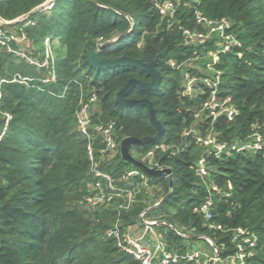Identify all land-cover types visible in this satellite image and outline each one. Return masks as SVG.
<instances>
[{
    "label": "trees",
    "instance_id": "1",
    "mask_svg": "<svg viewBox=\"0 0 264 264\" xmlns=\"http://www.w3.org/2000/svg\"><path fill=\"white\" fill-rule=\"evenodd\" d=\"M45 1L0 0V18L15 20ZM164 1L56 0L52 10L35 11L9 27H22L31 45H40L39 52L47 35L57 38L58 44L54 51L56 80L46 84L39 81L47 75L45 69L27 65L0 49V264H139L105 233L117 221L121 229L139 225V214L167 194L169 179L147 176L148 186H140L126 210L119 209L122 199L85 209L80 202L88 194L92 177L85 140L74 122L80 93L84 97L95 93L99 111L92 120L114 122L118 146L126 137L155 136L144 107H121L113 100L129 79L149 82V77L132 67L96 70L86 63V52L93 44L123 33L101 49L99 58L126 56L155 62L161 75L156 89H133L127 95L148 99L164 127L159 139L133 146L130 153L164 146L165 151H155L154 160L171 172V194L144 218L210 237L217 245L227 244V236L209 232L194 212L207 195L193 171L202 149L182 134L193 127V114L204 97L191 100L183 96L180 74L169 62L179 64L192 55L193 47L184 43L180 27H196L195 8L210 19L229 20L242 45L241 57L235 52L224 54L217 68L221 70V90L231 96L238 116L233 122L220 118L214 130L220 142L242 141L253 132H259L264 141V0H169L177 4L174 22L158 13L157 7ZM28 21L35 25L25 26ZM15 73L32 81L28 85L12 83ZM206 127L205 123L196 128L203 133ZM100 147L97 143L96 150ZM177 149L181 151L172 153ZM96 156L99 158L98 151ZM207 164L210 178L224 192L213 198L215 220L253 231L258 237L254 264H264V146L255 154L209 157ZM99 165L118 186L130 187L119 179L133 167L121 160L119 150ZM158 229L169 249L186 250V240L165 226Z\"/></svg>",
    "mask_w": 264,
    "mask_h": 264
},
{
    "label": "built area",
    "instance_id": "2",
    "mask_svg": "<svg viewBox=\"0 0 264 264\" xmlns=\"http://www.w3.org/2000/svg\"><path fill=\"white\" fill-rule=\"evenodd\" d=\"M56 0H46L39 7V11H50L55 7ZM177 4L172 1H164L158 5L157 10L161 17L173 20ZM193 20L195 28L180 27L184 43L193 47L191 58L197 62L192 64L188 59L179 64L170 61L169 66L180 74L182 95L195 99L203 95L204 99L197 111L194 112V125L183 131V136L191 137L194 143L202 149L201 155L193 164V171L205 188L207 195L194 208L203 226L209 232L220 233L227 236L228 242L217 245L213 239L204 235H194L192 232L178 230L162 220L144 218L147 211L139 214L140 224L121 229L118 221L113 228L105 233L106 238H113L117 248L124 254L136 260L139 264H254L257 254L258 237L250 229L242 226L228 227L215 220L214 197L224 192L217 183L210 178V170L207 158L221 159L233 154H255L264 146L263 137L259 132H253L246 139L233 143L220 142L217 132L214 130L215 123L220 118L226 122H233L238 116L231 96L221 90V70L217 68L220 57L224 54L235 52L241 57L239 49L242 47L237 35L231 30V23L227 19L213 20L206 17L202 12L194 9ZM5 21V20H4ZM174 22V20H173ZM172 22V23H173ZM35 21L26 22L25 26H34ZM54 41L57 38L45 36L41 42V57L38 61L35 50L29 45V40L23 28H3L0 26V49L12 54L24 61L27 65L37 69H45L47 75L39 79L42 83H54L56 80ZM32 78L23 77L15 73L10 82L27 83ZM98 98L95 93L83 97L80 93L77 107L74 111V122L80 137L85 140V150L89 161V172L92 177L88 194L80 204L87 210H94L101 206H107L116 199H122L119 209L126 210L134 202L140 191V186L147 187V175L136 168L126 170L120 177L124 186H118L110 173L99 168L100 161L113 157L119 150L114 134V122H93L92 116L97 113ZM8 120L10 116L4 114ZM207 124L201 133L196 127ZM100 144L96 150V144ZM165 151L166 147L157 146L146 152H135L133 157L149 168L157 170L169 169L158 165L154 158L156 150ZM99 152V158L96 153ZM177 149L172 153H178ZM170 170V169H169ZM171 180L170 175H165ZM140 180V182H134ZM229 189L230 186L228 185ZM168 227L177 236L186 240V250L179 252L168 248L164 234L158 228ZM190 239H193L192 241ZM203 241L204 245L199 244ZM195 245V246H194Z\"/></svg>",
    "mask_w": 264,
    "mask_h": 264
},
{
    "label": "water",
    "instance_id": "3",
    "mask_svg": "<svg viewBox=\"0 0 264 264\" xmlns=\"http://www.w3.org/2000/svg\"><path fill=\"white\" fill-rule=\"evenodd\" d=\"M39 10L40 7H37L31 10L30 12H28L27 14H24L12 21H4L3 19L0 18V26L3 28H9L12 25H15L19 22L26 20L31 14ZM124 35L125 33L121 34L120 36L110 41L101 44H93L86 52V63L89 66V68L96 70H104L108 68L132 67L138 69L141 72H144L149 77L150 79L149 82H140L135 78L129 79L126 82V84L114 94L113 100L117 105L121 107H144L146 109V113L148 115L149 121L156 131V134L153 137H144L142 139H138L134 137L123 138L119 142V155L123 162L129 164L133 168L140 170L141 172L145 173L147 176L156 178L165 175H170L171 172L169 169L157 170L155 168H149L146 165L142 164L141 162L137 161L130 153V148L133 146H143L148 142H152L159 139L164 133V127L156 119L153 105L148 99L142 98L135 100L127 97L128 93L133 89L139 91H147V90H154L159 86L161 75L155 66V62L144 63L139 59H132L126 56H121L106 60H101L99 58V53L104 46L112 42H115L116 40L122 38ZM171 191H172V184H171V180H169L167 194L161 200L155 203L153 206L147 208L145 211H149L159 207L169 197Z\"/></svg>",
    "mask_w": 264,
    "mask_h": 264
},
{
    "label": "rangeland",
    "instance_id": "4",
    "mask_svg": "<svg viewBox=\"0 0 264 264\" xmlns=\"http://www.w3.org/2000/svg\"><path fill=\"white\" fill-rule=\"evenodd\" d=\"M42 21H44V18H43V20ZM58 43H56L55 41H54V51H55V47H56V45H57ZM29 45L30 46H32L33 47V49L34 50H36L37 49V53H35V57L38 59V61H41L42 59H41V55H40V53L41 52H39V50H40V45H35V44H33V45H31V42L29 43ZM55 53V52H54ZM55 57H56V54H55ZM190 60H192L193 58H189ZM197 62H200V61H195L194 59L192 60V64L194 63V64H197ZM83 97H84V95H83ZM79 99V98H78ZM77 104H78V101H77ZM77 104H76V106H75V109H76V107H77ZM96 111H99V108L97 107V109H96ZM230 186V185H229ZM227 189H229V187L227 186ZM116 223V222H115ZM115 223H114V225H115ZM113 225V226H114ZM167 229H168V227H166ZM111 230V229H110ZM109 231V230H108ZM199 244H201V245H204V242L203 241H199L198 242ZM195 246V245H194Z\"/></svg>",
    "mask_w": 264,
    "mask_h": 264
},
{
    "label": "crops",
    "instance_id": "5",
    "mask_svg": "<svg viewBox=\"0 0 264 264\" xmlns=\"http://www.w3.org/2000/svg\"><path fill=\"white\" fill-rule=\"evenodd\" d=\"M131 155H132V153H131ZM133 156V155H132Z\"/></svg>",
    "mask_w": 264,
    "mask_h": 264
}]
</instances>
